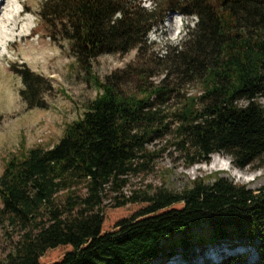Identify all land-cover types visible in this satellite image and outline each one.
<instances>
[{
    "label": "trees",
    "instance_id": "trees-1",
    "mask_svg": "<svg viewBox=\"0 0 264 264\" xmlns=\"http://www.w3.org/2000/svg\"><path fill=\"white\" fill-rule=\"evenodd\" d=\"M149 1L39 2L40 27L52 41L67 43L99 93L52 146L22 149L5 161L0 223L18 238L0 264H170L178 251L186 257L198 248L201 256L217 244L247 245L256 252L251 264H264V186L215 176L211 182L196 177L179 191L146 184L125 192L132 177L153 170L159 152L147 145L171 127L185 167L224 154L242 168L264 154V0ZM169 13L193 17L194 27L169 48L165 64H141L148 33ZM133 49L136 58L125 69L103 79L93 72L98 56ZM167 68L201 86L169 114L160 109L173 90ZM11 70L22 82L26 107L46 109L43 76L25 65ZM157 75V83L148 82ZM124 84L134 90L123 91ZM104 200L113 209L144 205L103 232ZM59 246L69 249L41 261ZM217 251V261L201 264H249Z\"/></svg>",
    "mask_w": 264,
    "mask_h": 264
},
{
    "label": "rangeland",
    "instance_id": "rangeland-1",
    "mask_svg": "<svg viewBox=\"0 0 264 264\" xmlns=\"http://www.w3.org/2000/svg\"><path fill=\"white\" fill-rule=\"evenodd\" d=\"M18 1L20 2L18 6L20 22L16 27L17 30L15 32L4 31L6 43L0 38V173L5 161L13 155H19L22 149L36 146L48 148L56 143L62 135L65 125L80 118L86 110V105L99 93L79 72L67 43L62 40L52 41L40 27L36 13L41 0ZM142 2L145 6L150 5L149 0H142ZM5 3L6 1H4ZM4 4L3 9L0 10V19L5 18L10 9ZM171 16L176 18L172 19L177 27L175 33H173L174 27H169L171 21L169 17ZM27 19L29 29H20V25ZM193 21V17L188 18L169 13L162 24L148 33V46L142 50L141 64L146 62L155 67L157 64H165L168 60L165 56L169 48L181 44L186 38L187 28L193 27ZM135 58V49L126 54H103L94 59L92 70L103 79L114 70L125 69ZM17 65H25L33 72L43 76L45 87L42 88V97L47 103L46 109H28L26 107L19 93L23 88L22 82L18 75L11 70L13 66ZM167 71L170 72L169 82L173 90L170 92V99L160 106V109L169 114L177 108L179 101H182L184 97L200 94L201 86L197 80L185 81V78L175 75L170 69L167 68ZM161 77V75L151 76L148 78V82L157 83ZM121 89L130 92L134 90V86L133 84H124ZM259 102L264 104V98L260 97ZM244 103V101H240V104ZM168 119H171L170 115ZM174 141L175 133L171 127L169 132L147 145L149 150L159 152L154 168L146 174L132 177L130 184L125 189L127 194L146 184L179 191L196 177H202L211 182L215 176H223L251 189L264 186V154L242 168L233 166L230 158L224 154H213L207 163L185 167L180 154L175 149ZM210 161L216 162L217 166L210 168ZM239 176H243V178L240 179ZM104 205L103 232L113 229L118 220L129 217L144 204H128L113 209L108 206V200H104ZM174 206L180 207L181 204ZM17 238L18 235L15 231L6 227V224L0 223V261L5 259ZM220 248L224 252L222 256L225 254L241 255L249 264L255 263L257 260L256 252L247 245L230 249L226 244L219 246L217 244L216 247L203 251L201 256H196L198 248L189 251L186 257H183L178 251L177 255L171 259L170 264H201L209 262L211 258L217 261L220 254L218 251L215 252ZM68 249V246L51 249L41 257V261L56 260ZM194 251L195 255H193ZM156 263V260L152 261V264Z\"/></svg>",
    "mask_w": 264,
    "mask_h": 264
},
{
    "label": "bare ground",
    "instance_id": "bare-ground-1",
    "mask_svg": "<svg viewBox=\"0 0 264 264\" xmlns=\"http://www.w3.org/2000/svg\"><path fill=\"white\" fill-rule=\"evenodd\" d=\"M4 1H6L5 4H4ZM3 4L4 6L6 7L9 6L10 8V9L8 8L9 9L8 15L5 18L0 19V36H1L0 38L1 40L3 39L5 41L4 43H6V40H5L6 35L4 31L7 30L10 32H15L17 30L16 27H18V24L20 22L18 20V17H19L18 6L20 5V2L18 0H0V10L1 8L3 9L2 7ZM173 14H177V13H173ZM177 15H180V14H177ZM172 19H176V18L174 16L169 17V20H171L169 22V27L171 28V26H173L174 27L173 33H175L177 30V27H175V22L172 21ZM21 28H24L25 30L29 29L28 19L24 20V22L20 25V29ZM215 166H217L216 162H211L209 165L210 168H214ZM239 178L241 179L243 178V176H239ZM244 180H247V179H244Z\"/></svg>",
    "mask_w": 264,
    "mask_h": 264
},
{
    "label": "clouds",
    "instance_id": "clouds-1",
    "mask_svg": "<svg viewBox=\"0 0 264 264\" xmlns=\"http://www.w3.org/2000/svg\"><path fill=\"white\" fill-rule=\"evenodd\" d=\"M193 27H194V25H193Z\"/></svg>",
    "mask_w": 264,
    "mask_h": 264
}]
</instances>
